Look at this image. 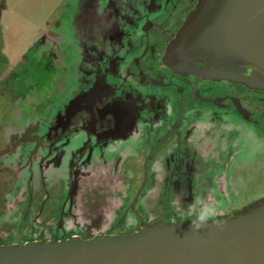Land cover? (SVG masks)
<instances>
[{
  "label": "flooded vegetation",
  "instance_id": "1",
  "mask_svg": "<svg viewBox=\"0 0 264 264\" xmlns=\"http://www.w3.org/2000/svg\"><path fill=\"white\" fill-rule=\"evenodd\" d=\"M199 1L80 0L66 31L57 19L37 38L42 49L36 58H23L0 75L8 103L28 96L33 109L43 111L34 124L9 129L2 149L15 154L24 148L25 164L37 168L33 188L15 179L10 186L26 193L19 204H33L41 192L32 240L126 234L157 221L219 220L260 199H231L241 185L215 167L224 155L230 161L237 154L230 146L246 133L264 141V88L180 73L164 60ZM225 1L216 2L200 30ZM199 64L254 68L239 58ZM62 156L70 159L69 175L87 188L82 197L92 192L88 188L106 189V197L90 199L89 210L74 217L76 184H67L66 215L80 229L63 225L64 215L49 229L41 220L50 196L47 174ZM25 164L16 159L5 166L14 177Z\"/></svg>",
  "mask_w": 264,
  "mask_h": 264
},
{
  "label": "water",
  "instance_id": "2",
  "mask_svg": "<svg viewBox=\"0 0 264 264\" xmlns=\"http://www.w3.org/2000/svg\"><path fill=\"white\" fill-rule=\"evenodd\" d=\"M217 1L200 0L190 11L167 45L165 62L180 73L264 88V0H226L200 30ZM226 58L254 68L233 72L199 64ZM0 264H264V197L219 220L157 221L126 234L1 244Z\"/></svg>",
  "mask_w": 264,
  "mask_h": 264
},
{
  "label": "rangeland",
  "instance_id": "3",
  "mask_svg": "<svg viewBox=\"0 0 264 264\" xmlns=\"http://www.w3.org/2000/svg\"><path fill=\"white\" fill-rule=\"evenodd\" d=\"M79 1L0 0V75L10 72L9 70L13 69L14 64L23 58L24 61L36 58L38 49H42V44L37 41V38L57 19L61 22L60 28L66 31L69 25L68 21L70 22L77 12ZM15 72L16 70H14ZM1 85L0 83V243L4 241L3 243L9 244L12 241L32 240V231L36 227H33L31 218L39 208L41 192L38 191L35 194L37 196L33 204H28V202L19 204L22 202V198L26 197V193L20 189L15 191V186L24 184L33 188V184L38 182L37 168L34 164H25L26 151L24 148L15 154H2L3 146L6 144L4 138L9 129L16 124L22 128L28 123L34 124L43 115V111L33 109L28 96L21 101H19V97H16L11 105L4 96ZM23 90L25 91V89ZM230 147L232 151L238 150L237 154L230 161L228 156L224 155L221 163L215 167V173L222 174L224 172L232 178L233 183L241 185L236 189L235 196L231 194L230 198L241 197L243 201H252L263 197L264 141L253 139L250 133H246L241 137L237 146ZM67 157L62 156L60 162L53 164L52 170L47 174L46 183L49 184L50 196L46 200L41 216L47 229L55 227L57 218L62 215H64L63 225L68 224L69 221L72 229H80L75 227L74 219L72 220L69 215H66L67 209H69V205L65 204L67 184L72 181L76 184V191L71 198L74 217H78V212L85 206L86 210H89L90 199L107 196L106 189L98 191L91 187L88 188V191L92 192H85L86 194L82 197L87 188L83 187L84 184L81 180L72 178L67 172L70 160H66ZM16 159L21 160L25 165L23 169H19L17 175L12 177L13 171H9L5 165ZM11 181L16 182L13 187H10Z\"/></svg>",
  "mask_w": 264,
  "mask_h": 264
}]
</instances>
